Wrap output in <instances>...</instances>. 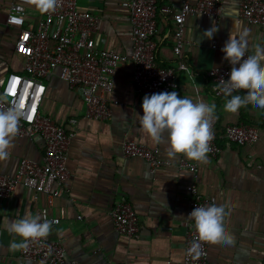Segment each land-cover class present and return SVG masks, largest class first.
<instances>
[{
  "label": "crops",
  "instance_id": "0c3cea01",
  "mask_svg": "<svg viewBox=\"0 0 264 264\" xmlns=\"http://www.w3.org/2000/svg\"><path fill=\"white\" fill-rule=\"evenodd\" d=\"M15 1L0 0V84L10 72L25 71V56L16 49L20 28L9 22ZM124 1L80 0L79 5L99 16L97 43L130 56L132 23ZM182 1L158 0V3L179 6ZM224 3L225 15L219 20L199 14L187 16L185 37L190 43L184 45L180 54L174 51L175 25L171 14L159 13L155 37L158 62L177 66L179 96L216 104L220 136L228 123L243 121L261 127L260 138L253 143H231L221 137L222 151L218 156L208 153L206 164L194 161L198 164L197 173L180 167L181 159L186 158L182 154L175 159L167 157L166 138L163 144L155 145L142 131L139 119L144 114L143 101L135 91L131 62H121L117 69L110 94L113 108L110 121L85 115L83 98L61 77L59 69L45 78L43 111L76 132L68 160L71 176L65 182L64 193L50 207V212L61 218L52 227L50 236L64 243L70 259L81 264H185L187 186L196 181L205 196L230 213L226 223L235 238L232 245L210 244V259L223 264H264V109L250 104L236 113L225 111V101L230 97L215 95L208 75L212 67L227 62L221 49L235 24L251 30L248 39L252 54L254 45L264 44V32L259 25L240 16L241 0ZM40 16L36 6L28 4L25 26L35 28ZM213 26L219 29L214 38L202 37ZM233 95L243 96L246 91ZM127 139L159 147L165 162L153 171L146 158L126 156L123 143ZM45 146L41 135L33 138L17 135L10 149L11 158L0 162V172L15 174L25 156L41 160ZM122 198L130 201L140 216L143 227L140 238L121 234L115 227L111 209ZM47 204V193H36L22 185L10 196L0 197V264H48L24 260L20 250H12L10 243L13 239L20 242L21 238L6 228L10 220L41 215Z\"/></svg>",
  "mask_w": 264,
  "mask_h": 264
},
{
  "label": "built area",
  "instance_id": "2783aa9c",
  "mask_svg": "<svg viewBox=\"0 0 264 264\" xmlns=\"http://www.w3.org/2000/svg\"><path fill=\"white\" fill-rule=\"evenodd\" d=\"M129 7L132 23L133 52L130 56L97 43L96 32L99 16L80 8V0H58L55 12L42 13L35 28L25 26L28 3L16 0L9 14V22L20 28L16 49L25 56V71L10 72L0 84V108L15 106L24 113L20 121L18 135L35 137L41 135L45 141V154L41 160L29 156L22 158L15 174L0 172V197L10 196L19 186L31 187L36 193L45 192L48 204L42 208L46 215L57 225L61 218L50 212L56 197L65 190V182L71 176L68 166L71 143L75 130L61 123L42 109V101L47 85L45 78L60 70L83 98L90 118L110 121L113 108L110 94L115 87V76L121 62L128 61L134 66V84L137 96L143 101L145 95L172 92L179 88L177 66H166L158 62L156 34L159 28V13L171 14L174 28V51L182 53L190 40L185 37V21L190 14L205 15L215 19L224 17V0H183L177 5H160L158 0H125ZM240 16L249 23L259 25L264 32V0H241ZM251 55V51L247 53ZM232 65L212 67L208 71L212 90L217 96L221 80L230 78ZM239 90L236 92H245ZM235 93V92H234ZM218 117V116H217ZM76 123L75 119L71 120ZM219 117L213 122L214 139L209 154L218 156L222 151L220 138L237 144H248L260 138L261 127L247 122L228 123L220 136L217 132ZM126 156L137 155L146 158L156 171L165 161L160 156L159 147L148 146L133 139L123 143ZM180 167L197 173L198 164L188 158L180 161ZM189 206L184 221L186 228L185 264H223L210 259V243L199 241L195 222L189 214L196 207L215 204L199 189L196 181L187 186ZM111 215L117 231L131 238L143 236L140 216L134 205L126 198L115 203ZM193 241L200 243L202 254L193 259L188 250ZM20 256L27 261H40L48 264H81L70 259L64 243L50 235L46 239L30 242L28 249L20 250ZM132 264V263H122Z\"/></svg>",
  "mask_w": 264,
  "mask_h": 264
},
{
  "label": "clouds",
  "instance_id": "9594fccd",
  "mask_svg": "<svg viewBox=\"0 0 264 264\" xmlns=\"http://www.w3.org/2000/svg\"><path fill=\"white\" fill-rule=\"evenodd\" d=\"M35 5L42 13L55 12L58 0H25ZM219 31L213 26L203 33L202 37L209 40ZM250 29L235 24L221 51L224 59L231 65L230 78L221 80L219 90L226 99L224 110L236 113L239 109L252 105L264 109V44L254 45V54L248 55ZM199 43V41H197ZM239 90H246V95H233ZM0 97V101L6 100ZM0 108V162L11 158L10 149L20 131V121L23 111L15 106ZM216 104L206 103L199 98H181L175 91L145 95L139 124L155 145L168 142L165 149L169 158H178L182 154L188 159L206 164L209 162L208 153L211 151V141L214 139L213 122L218 118ZM229 212L223 205L211 204L196 207L189 214L195 222L199 241L210 244L222 243L232 245L235 242L233 234L227 227ZM54 221L46 215H25L22 219L10 220L6 225L9 233L20 237L10 243L12 250H27L30 242L46 239L52 232ZM193 259H199L202 254L200 243L193 241L188 250Z\"/></svg>",
  "mask_w": 264,
  "mask_h": 264
}]
</instances>
